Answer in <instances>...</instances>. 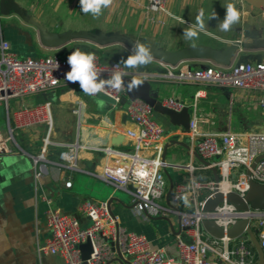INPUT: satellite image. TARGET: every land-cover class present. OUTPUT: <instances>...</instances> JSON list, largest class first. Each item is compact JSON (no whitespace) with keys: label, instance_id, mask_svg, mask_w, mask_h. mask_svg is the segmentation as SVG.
Masks as SVG:
<instances>
[{"label":"built area","instance_id":"built-area-1","mask_svg":"<svg viewBox=\"0 0 264 264\" xmlns=\"http://www.w3.org/2000/svg\"><path fill=\"white\" fill-rule=\"evenodd\" d=\"M168 1L141 0V5L151 18L150 14L153 12L167 11ZM93 53L96 55L95 63L102 79L114 72H126L123 79H153L158 76L141 68H126L119 63L120 60L103 61L100 53ZM163 64L166 67L164 76L169 79L215 84L259 93L258 102L264 108V59L248 61L238 60L236 57L228 64L211 60L193 67H183L178 71L176 69L179 64ZM69 70L67 57L58 54L19 56L0 29V107L4 108L7 117L6 127L0 124V155L12 150L11 141L17 144L15 131L18 128L46 123L47 131L41 149L38 153L31 154L36 180L43 174L46 161H49L46 155L49 145L57 144L50 138L53 124L50 102H24L14 107L12 103L15 99L68 82L65 74ZM202 91H196L189 129L177 126L170 135L188 136L196 151L211 162L209 165L203 164V167H217L220 175L218 182L214 178L201 180L195 174L193 164H178L188 169L190 176L173 185L167 197L169 189L165 169L171 163L163 159L162 155L169 135L163 124L154 117L152 107L139 98L125 105L126 113L135 124L134 128L126 131L135 140L134 149L124 151L104 147L109 159L98 172L113 185L130 193V203L137 213L146 218L165 216L171 221L173 217L178 218L187 238L181 234L176 235L177 257L168 255L163 248L153 246L147 235L123 226L111 214L106 200L82 201L79 210L88 219V223L83 224L77 216L52 207V198L44 193L42 198L48 204L45 220L50 236L37 244V252L59 255L65 264H83L80 244L90 240L92 251L86 259L88 264H106L117 256V247L129 264H256L258 255L252 251L253 242L247 231L236 237L228 236L226 231L238 219H248L264 251V208L249 205L247 209H239L226 198L212 210H204L202 205L205 198L216 188L224 193L235 190L244 196L249 188L248 168L251 169L254 180L264 183V128L255 131L202 130L201 121L208 119L197 108V98L202 95ZM104 92L112 96L118 104L125 95V86L120 90L106 88ZM162 102L176 110L185 106L174 95L164 97ZM58 144L65 148L60 151L59 159L51 162L74 170L80 169L78 150L82 145L78 141ZM40 163L43 164L42 167H39ZM65 185L71 186L72 181L66 180ZM204 218L214 219L225 230L224 235L215 237L207 232L202 225Z\"/></svg>","mask_w":264,"mask_h":264},{"label":"crops","instance_id":"crops-1","mask_svg":"<svg viewBox=\"0 0 264 264\" xmlns=\"http://www.w3.org/2000/svg\"><path fill=\"white\" fill-rule=\"evenodd\" d=\"M17 1L28 15L34 16L52 30L101 29L125 33L138 40L146 37L149 32L152 36H157L163 31L168 19L173 17L183 19L181 11L200 4L199 1L193 0H169L167 11L151 13V19L144 11L141 0H113L109 8L103 9L100 21L108 26L105 27L92 19L85 20L83 17H78L77 24H74L71 20L67 22L57 16L60 10L65 9L67 15L73 16L76 10L78 14L79 0ZM176 4H179V12L175 9ZM188 22L191 23L190 20ZM115 25H119L120 28H116ZM0 29L19 56L58 54L68 57L75 49L98 52L85 51L96 46L107 57L106 60H120L122 57L127 58L131 51L121 44L100 47L88 41H73L60 48H47L41 44L37 28L13 11L7 14L1 13ZM220 41L226 42L225 39ZM215 47H223V45ZM249 58L251 59H247L248 61L261 60ZM207 62L183 61L179 63L176 71ZM141 69L158 75L150 81L152 87L159 91L161 99L174 95L189 106L190 111L194 107L196 91L202 89V95L197 98V108L208 116L206 121H201L202 130L243 131L250 130L253 124L259 129L264 128V123H255L253 116L248 115L249 112L260 111L264 116V108L258 102L259 93L215 84L169 79L164 76L165 65L155 59ZM45 101L50 102L53 118L50 138L57 144H50L48 147L46 155L49 161H46L43 174L36 180L31 154H36L41 149L47 131L46 123H35L18 128L15 131V136L18 137V139L15 137L17 144L13 146L11 143L12 150L0 155V264H65L64 259L59 255L37 252V244L50 236V229L45 220L48 204L42 198L43 193L52 198V207L77 216L83 224L88 223V219L79 210L83 200L108 202L112 199L113 212L123 226L147 235L153 246L163 248L168 255L177 257L176 235L181 234L187 238L178 218L173 217L171 223L164 219V216H160L159 220L153 217L146 218L133 209L129 198L131 195L126 189L113 185L98 174L109 159L104 147L109 146L124 151L134 149L135 140L127 135L126 131L134 128L135 124L125 111L126 104H112L97 96L85 95L79 84L65 82L24 98L15 99L12 106L24 102L38 104ZM228 104L230 108L233 106L242 108L236 117L232 114V108L228 114L226 107ZM154 117L159 122L164 118L170 123L166 115H162L161 119L155 114ZM240 118H246L244 126L242 124L237 126L235 123ZM55 121L58 122V131L55 133L57 137L52 138ZM175 128L177 126L172 124L171 128L165 129L169 135L166 140V144L169 143L166 159L171 163L165 169L167 189L190 176V171L178 164H193L195 174L200 179L208 176L209 179L214 178L210 177L208 169L203 167L204 163L196 156L195 146L188 136L170 135ZM117 134L122 135L118 141L115 139ZM73 141H78L82 145L78 150L80 169L74 170L51 162L57 161L60 151L65 148L58 144L59 142ZM42 166L43 164L40 163L39 167ZM66 180H71L72 185L66 186Z\"/></svg>","mask_w":264,"mask_h":264},{"label":"water","instance_id":"water-1","mask_svg":"<svg viewBox=\"0 0 264 264\" xmlns=\"http://www.w3.org/2000/svg\"><path fill=\"white\" fill-rule=\"evenodd\" d=\"M251 6L262 8L264 10V0H245ZM13 11L19 14L25 21L35 26L38 30V35L40 42L43 46L47 48H60L73 41H88L94 43L100 47H105L114 44H121L130 50L135 41H139L146 46H149L152 50L153 59L160 61L161 63L176 65L183 61L188 60H202V61H216L224 64H228L233 61L238 53L244 48L250 46H264V37L257 28H252L249 22H245L243 27V36L249 40L243 39H233L227 46L224 47H214L208 44H193L179 47L177 49H165L157 45L138 40L128 34L114 31H105L101 29L90 30V29H72L68 28L65 30H52L49 29L45 24L40 22L34 16L28 15L24 9L21 7L17 0H0V13L7 14ZM140 79L143 80V85L134 91H128L127 84L132 81ZM125 84V95L120 99V104H128L131 100L142 99L146 101L153 109L155 113H160L166 115L170 123L176 126H181L184 129H189L191 111L189 106L185 105L182 109L176 110L163 104L160 98L159 91L152 87L150 79L147 78H126L124 79ZM100 99H103L109 103L117 104L116 100L109 94L102 92L96 95ZM122 138L121 134L115 136L116 141ZM169 143L164 147L163 159H166L167 149ZM196 156L206 165L211 162L202 157L200 153L195 151ZM257 160L252 164L255 166ZM210 169L213 172V177L216 182L219 181L220 175L218 169L214 165H210ZM249 188L244 196H241L237 191L230 190L224 193L220 189L216 188L215 191L208 195L202 208L204 210L214 209L220 202L226 198L229 202L233 203L239 209H247L249 205L256 208H264V183H260L254 180L251 176V169H247ZM172 188V187H171ZM168 191L167 197H169L170 190ZM110 199L108 201V206L111 214L115 216L113 209L111 207ZM170 223L169 217H165ZM202 225L211 235L215 237H222L225 233L223 227H221L214 219L204 218L202 220ZM243 231H247L253 242L252 251L256 252L258 255V262L256 264H262L264 259V251L260 244L258 236L255 234L251 228L248 219L241 218L235 221L226 231L227 235L230 237H236ZM82 250V257L84 259L83 264H88L86 259L90 256L92 251V246L90 240H87L80 244ZM117 256L112 260L108 261L106 264H129V261L123 258L121 251L117 247Z\"/></svg>","mask_w":264,"mask_h":264},{"label":"rangeland","instance_id":"rangeland-1","mask_svg":"<svg viewBox=\"0 0 264 264\" xmlns=\"http://www.w3.org/2000/svg\"><path fill=\"white\" fill-rule=\"evenodd\" d=\"M193 1L194 2L199 1L200 4L189 6L185 10L181 11L180 14L183 16V19H177V17L170 18L165 22L162 29L163 31L160 34H158L157 36H152L149 32L148 35H146V37L143 38L144 40L143 39L140 40H143L144 42H146L145 40L150 41L151 43H155L159 47L165 49H177L182 46L193 45V44H208L214 47L217 45H223L224 47L227 46L233 39L240 38L243 40H249L248 38H245L243 36V30L240 29L241 27H243V24L245 22H249L252 28H257L264 37V10L262 8L251 6L245 0H193ZM228 3H233L236 6V8L241 13V18L239 23L233 25L230 31L223 32L219 28V23L220 21L223 20L225 16L226 13L225 8ZM175 9L176 11L179 12V4H176ZM201 9H203L204 11L205 30L204 32L200 33L199 39L192 41L186 40L183 36V31L187 29L189 26L195 25L196 17ZM79 10L80 9H78V11ZM213 12L217 14V18L210 19ZM153 13H157V12H153ZM102 14L98 18H94L91 14L86 15L81 11H79V13L77 14V10H76V13L73 16H70L66 14V9H65V10H60L57 16L64 18V21L67 22L71 20V22L74 24H77V20H79L78 17L80 18L83 17L85 20L92 19L96 23L99 22L103 24L102 21H100L102 19ZM188 20H190L191 23H189ZM103 26L108 27L106 24H103ZM115 27L120 28L119 25H115ZM220 39H225L226 42L224 41L221 42ZM85 51H98L102 54L101 49L96 46L92 48H87ZM249 57H254L256 59H264V46H250L248 48H244L243 50H241L237 55L238 60L251 59ZM226 107L228 114H230L232 107L230 108L229 104L228 106L226 105ZM241 109L242 108L239 106H233L232 114L236 117V115L239 113ZM154 114L158 119H161L160 117L163 115L155 112ZM248 115L253 116V119L256 120L255 123L257 122H259V124L264 123V116L260 114V111L249 112ZM245 119L246 118H240L236 120L235 123L237 124V126L241 124L244 126L243 123L245 122ZM161 123L164 125L165 129L166 127L169 128L172 127V124H170L167 121V119L163 118ZM0 124L4 125L5 127L7 125V117L4 108L2 106L0 107ZM255 130H259V128L258 126H256V124H253L251 129L248 131H255ZM57 131H58V122L55 121L54 134L52 138L57 137L55 135ZM15 137L18 139L17 136ZM11 143L13 146H15V143L13 141H11ZM153 218L159 220L160 216H153Z\"/></svg>","mask_w":264,"mask_h":264},{"label":"clouds","instance_id":"clouds-1","mask_svg":"<svg viewBox=\"0 0 264 264\" xmlns=\"http://www.w3.org/2000/svg\"><path fill=\"white\" fill-rule=\"evenodd\" d=\"M80 11L84 14H91L94 18H98L103 9L109 8L113 4V0H79ZM226 13L219 28L223 32H228L232 26L238 24L241 18L240 11L233 3H228ZM217 18L215 12L212 13L210 19ZM205 30L204 11L201 9L196 17L195 25L189 26L183 31L186 40L192 41L199 39L201 32ZM195 46V45H193ZM153 60L152 50L149 46L135 41L127 58H121L119 63L126 68L138 69L150 64ZM96 55L93 52H84L75 49L67 57V63L70 70L65 74L68 82L79 83L81 91L88 96H96L104 92L106 88L120 90L125 86L124 76L126 72H114L109 74L107 78H101V74L96 67ZM144 81L140 79L132 80L127 84L128 91L138 90Z\"/></svg>","mask_w":264,"mask_h":264},{"label":"trees","instance_id":"trees-1","mask_svg":"<svg viewBox=\"0 0 264 264\" xmlns=\"http://www.w3.org/2000/svg\"><path fill=\"white\" fill-rule=\"evenodd\" d=\"M101 57H102L103 61H112V60H106L107 57H106L105 55H101ZM120 60H121V59H120ZM207 172L209 173L210 177L213 176V175H212V171H211L210 169H208ZM197 173H198V172H197ZM201 180H203V181H207V180H209V176H208V177H201Z\"/></svg>","mask_w":264,"mask_h":264}]
</instances>
